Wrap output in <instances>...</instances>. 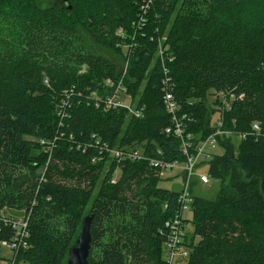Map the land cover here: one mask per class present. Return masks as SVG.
<instances>
[{"label":"trees","instance_id":"obj_1","mask_svg":"<svg viewBox=\"0 0 264 264\" xmlns=\"http://www.w3.org/2000/svg\"><path fill=\"white\" fill-rule=\"evenodd\" d=\"M142 3L0 0V16L22 28L19 44L0 45V212L25 211L30 232L16 264H67L88 214L91 264H166L167 225L180 208V190L161 187L159 170L146 160L118 161L95 142L187 161L180 138L165 131L172 118L157 57L163 36L173 93L194 144L215 131L220 114L223 129L248 133L240 140L219 136L224 153L204 162L220 189L213 199L193 194L189 254L176 264H264V31L240 36L198 0H153L138 32ZM85 32L127 62L124 83L144 107L142 117L97 105L92 95L107 93L104 79L118 81L125 64L89 52ZM211 90L237 98L221 112L217 98L215 106L209 102ZM254 122L260 133H252ZM14 235L0 217V241Z\"/></svg>","mask_w":264,"mask_h":264},{"label":"built area","instance_id":"obj_2","mask_svg":"<svg viewBox=\"0 0 264 264\" xmlns=\"http://www.w3.org/2000/svg\"><path fill=\"white\" fill-rule=\"evenodd\" d=\"M153 0H143L141 4V12L138 15V19L135 22V27L141 31L148 23V12L152 6ZM119 33H123V29H119ZM167 39L166 36L159 38V46L157 49V57L161 62L163 77H162V91L163 101L167 112L171 115L172 124L167 126L165 131L168 134H173L181 140V150L187 155V161L180 162L179 160L169 161L156 155H148L140 148H128V147H116L110 145L108 142H102L100 138L96 139V146L100 147L101 152L118 161L131 160L140 161L146 160L149 165L159 170V175L162 176L164 171H172L174 169H181L184 176V186L179 193L180 208L176 215L168 222V238L165 241V261L166 264H176L180 258H184L189 254V250L185 245L186 224L184 222V214L192 209L194 201L192 193L191 178L194 175L199 177L202 183H209L211 176L208 173H196V169L200 164L212 157V153L208 147L211 145H218V137L236 135L240 139H245L248 136L247 132L234 133L231 130L223 129L224 123L223 116L220 114L216 123L215 131L204 140L194 144V135L186 132L185 120H187V114L180 115V104L175 99L173 93L174 85L170 77V68L166 63V54L169 46H164V42ZM172 60V59H171ZM127 71V64L122 69V77L116 81L113 78L107 77L104 79V86L110 87L107 93L103 95H97L94 93L92 96L96 98L97 105H102L105 110H118L125 108L134 117H142L144 115V107H137L133 94L128 91V87L124 83V76ZM48 82V80H46ZM74 88L70 90L73 92ZM70 94L69 91H66ZM216 98L220 101V111L231 107L232 102L237 98L234 93L227 92L225 90L216 91ZM242 95H240V98ZM261 126L259 123L254 122L252 124V133H260ZM96 137V135H94ZM56 138L51 143H55ZM44 142V141H43ZM160 153V151H158ZM204 159V162L201 160ZM184 164V166H182ZM0 217L6 222L11 224L15 229V235L11 239H3L1 244L11 248L15 253L20 248H28V237L30 235L28 228V217L26 212L23 211L21 217H10L3 211L0 212ZM15 255L11 259L9 264H16Z\"/></svg>","mask_w":264,"mask_h":264},{"label":"rangeland","instance_id":"obj_3","mask_svg":"<svg viewBox=\"0 0 264 264\" xmlns=\"http://www.w3.org/2000/svg\"><path fill=\"white\" fill-rule=\"evenodd\" d=\"M197 5L202 6L208 11L214 10L216 13H218L219 20L223 23L224 28H228L240 36H243L247 33L250 37H254L255 35H259L260 31H264V0H237L224 4H214L210 1L198 0ZM11 23L12 22L7 17L0 16V45H3L4 43L5 45H17L21 41L22 28L20 24ZM84 35V42L89 52L103 53L108 58L115 60L119 66L121 64H125L126 66L127 62H125L124 58L119 55L117 50L101 48L100 46L94 44L93 40H91V38L87 35V32H85ZM125 48H127V46H125ZM82 69L85 70L86 67L83 65ZM215 94L216 91L211 90L210 94L208 95L209 102L213 106H215ZM214 117L215 119L217 118V113ZM237 138L240 140L239 137ZM208 149L211 153H224V148L219 145H211L208 147ZM202 161L204 162V159H202L201 162ZM182 166H184V164H182ZM207 167L208 166L205 163L200 164L196 169V173H208ZM119 175L120 170L116 172V178ZM191 185L192 193L194 195H199L210 199L215 198L217 196L218 190L220 189L217 180H213L211 178L210 182L205 184L199 180L197 175L192 176ZM160 186L171 190H181L184 186L183 171L181 169L164 171L162 180L160 181ZM3 212L10 217H21L23 215V211L9 207L5 208ZM184 217L189 219L186 224V230L193 231V212L191 210L185 212ZM197 239L198 237L196 240ZM14 254L15 252L11 248L3 246L0 241V264H9Z\"/></svg>","mask_w":264,"mask_h":264},{"label":"water","instance_id":"obj_4","mask_svg":"<svg viewBox=\"0 0 264 264\" xmlns=\"http://www.w3.org/2000/svg\"><path fill=\"white\" fill-rule=\"evenodd\" d=\"M93 214L85 216L81 223V232L76 243L69 249L67 264H91L89 254L92 242L91 225Z\"/></svg>","mask_w":264,"mask_h":264},{"label":"bare ground","instance_id":"obj_5","mask_svg":"<svg viewBox=\"0 0 264 264\" xmlns=\"http://www.w3.org/2000/svg\"><path fill=\"white\" fill-rule=\"evenodd\" d=\"M137 118V117H136Z\"/></svg>","mask_w":264,"mask_h":264}]
</instances>
